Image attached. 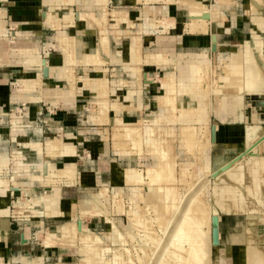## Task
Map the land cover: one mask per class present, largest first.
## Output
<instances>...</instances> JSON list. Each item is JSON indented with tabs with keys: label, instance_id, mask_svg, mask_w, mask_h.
Returning a JSON list of instances; mask_svg holds the SVG:
<instances>
[{
	"label": "bare ground",
	"instance_id": "6f19581e",
	"mask_svg": "<svg viewBox=\"0 0 264 264\" xmlns=\"http://www.w3.org/2000/svg\"><path fill=\"white\" fill-rule=\"evenodd\" d=\"M134 1L147 5L154 2H160L166 6L170 3L177 4L178 7L189 12L188 18L184 22L185 31L205 34L210 30L209 49L159 51L157 48L142 52V35L151 34L153 31L158 34H165L170 29L169 27L175 24L176 20L172 15H170L171 17L168 15L157 17L142 12L134 18L123 9H109L107 6L109 0H42L44 7L41 8L43 12L45 11L44 21L53 28L59 30L68 26L69 23L73 24V22L78 21H84L86 24L89 22L90 25L98 27L96 47L91 51L82 49L79 52L75 49L74 37L59 30L60 34L57 36L58 49L70 59V62L65 66H54V70L51 69L52 67L48 68L49 75L51 76V71H54V77L62 79L67 88L61 91H49L55 96V100L54 104L49 103L48 111H52L53 106L59 102L63 106L66 104L73 106L75 98L85 90L83 87L87 83L94 86V89H87L94 96H108L110 93H116L117 89L127 84L130 88H127L121 96H117L121 98L120 102L119 98L110 102L106 100L97 101V109L90 114L88 113L86 118L97 124L108 122L112 124L111 137L107 136L106 129L100 130L99 134L102 139L110 137L112 149L117 155L130 156L132 153H149L156 157L157 164L146 166L143 169H136L127 165L118 168L117 173L114 172V178L130 185L127 192V207L124 205L125 199L123 197L117 200L118 191H114L110 195L108 187L103 185L99 191L92 195L89 194V197L83 201H76L75 199L70 201V208L66 214L72 218V221L58 224L56 230L52 232L41 227L35 232V236L38 238L42 231L44 236L40 238L42 243L47 246L63 248L76 246L80 250L78 252L79 257L73 259L69 264H75V260H78L80 264H123L124 252L131 253L130 248L133 247H127V241L134 243V251L137 253L135 258L140 264H213L214 259L211 251L214 245L211 242V220L213 215L218 216V214L212 213L209 206L203 202L204 182H200L195 189H193L194 187L192 190L189 188L191 191L189 197L178 192L179 189L177 190L176 184H184L186 175L178 176L176 173V160L172 144L176 131L174 130L175 127L173 129L172 126L168 125L169 123L178 125V142L181 147L186 145L193 147L197 144L200 145L199 149L204 144L206 146L211 144L212 147H215L216 142L211 140V126L214 124L217 130L218 125L216 120L209 122V115L213 113L219 120H225L229 117L232 120L244 119L247 122L241 137L247 149L237 153L233 160L228 158L225 161L222 155L230 149L237 150L236 144H219L221 146L220 151L214 152L212 167L219 168V170L211 174L217 178L222 170L230 177V180L232 179L241 185L244 191L237 193L226 182H220L218 186L211 187V191L215 193L218 197L217 200L227 210L243 212L247 214V219L258 220L261 218L260 221L263 225L261 231L248 230L245 245L243 249L239 250L240 247L235 249L241 253H237L235 258L232 257V263L264 264V217L252 214L264 210V129L261 125L264 122V105L255 106L250 115L248 114L250 109L246 106L250 104V99H246L247 95L264 99V53L261 48L264 43L259 38L260 34L258 35L253 31L254 47H250L246 43L242 51L232 52L227 56L218 54L220 65L216 67L220 66L221 69V72H218L216 67L210 66L212 60L209 50L217 51L216 24H221L222 21H218V18L212 15V11L220 5L229 4L232 0H216V3L210 4L204 3L202 0ZM69 3H74L78 8L87 5L90 9L76 12L69 9V11H64L62 15H59L58 10ZM251 19L255 20L257 28L264 29V18L251 17ZM104 22L116 28L123 25L126 28L135 29L134 34H131L132 36L127 41L128 53H126L125 59L119 56H111L109 35L106 25H102ZM17 34H21L20 31H17ZM212 35L215 36L214 41L211 39ZM115 38L119 37L116 36ZM205 39L207 41V38ZM212 45L215 49L211 48ZM257 51L260 52V60L256 58ZM19 52L24 56L27 63L34 65L33 67L37 72L31 78L16 80L14 83L34 94L27 97L28 100L39 101L43 93L42 71L44 66L47 67L48 65L46 61L45 64L42 63V57L35 50L26 49L19 50ZM103 54L108 55L107 58L111 63L122 62L124 71H127V75L129 73L132 79L129 76L130 81H126L119 77L111 80L112 86H110V80L105 75L106 69L103 67V64L108 61L103 57ZM78 64L91 65L94 69L92 72L97 74L95 76L91 74L77 75L75 67ZM146 64H151L156 68L162 66L165 70L160 83L166 94L159 96L156 93V95L160 100L159 103L167 109V114H165L166 116L156 114L153 119L148 121L151 124L143 129L142 126L136 125L135 122H129L130 119L120 114L125 111L131 113L133 109L137 110L141 105L143 97L140 93L142 89L136 88L134 85L141 78L140 76L146 84L152 82V78L148 77L142 69ZM77 82H82L81 87H78ZM212 82L213 84H211ZM134 102H137V106L132 108ZM110 111L114 113L113 117L108 115ZM11 122L16 124L17 119ZM197 124L200 125L197 126ZM197 128L206 130H203L206 136L204 143L202 142L203 139L200 140V136L197 137ZM25 140L21 144L33 150L37 157L41 155L49 157L73 156L78 152L73 142L69 141L63 146L57 136H50L43 143L27 138ZM11 155V158L7 157L6 150L0 151V194L7 191L15 196L12 202L15 211L10 210L12 216L16 215L25 219L30 216L47 217L65 214L58 207L54 209L47 205L42 207L40 196L27 195L22 200L23 197H20V192H24L17 187L16 177L30 176L31 180L35 179L38 184L45 187V190L60 187L61 183L73 185L79 181L76 164L70 162L54 167L44 163L43 166H38L40 171L38 172L37 170L32 171L30 164L19 159V149L13 150ZM12 159H14L15 170L9 177L7 174L4 176L1 173L4 169L6 172L8 168L10 169L9 162L11 163ZM183 167L185 168V166ZM185 170L187 169L185 168ZM143 185L145 187L144 192L140 190ZM192 185L195 183L193 182ZM140 200H142L143 205H140ZM27 209L30 210L31 215L24 213ZM4 211L5 209L0 210V213ZM113 212L126 214L127 221L125 219V223L119 224L121 230L113 221ZM88 217H101L103 219L111 234V241L114 240L117 243V248L103 244L104 241L100 236L86 229L83 220ZM154 224L163 229L162 236L157 235L158 231L155 233ZM7 225V220L6 223L0 220V236L5 233V230L7 232ZM219 239L218 218L217 245H219ZM108 253L117 259L115 263L111 262V258H107ZM13 262L17 264H44L41 257L30 255L15 256ZM130 264H134L131 258Z\"/></svg>",
	"mask_w": 264,
	"mask_h": 264
},
{
	"label": "rangeland",
	"instance_id": "374dc122",
	"mask_svg": "<svg viewBox=\"0 0 264 264\" xmlns=\"http://www.w3.org/2000/svg\"><path fill=\"white\" fill-rule=\"evenodd\" d=\"M209 3L210 1L207 2V4ZM131 5H135V1L133 3L123 2V4H121L117 0H109L107 6L111 10L123 9L127 11L126 10L127 8L130 12L129 15L135 18V16L138 14L137 12L131 11ZM120 6H123L126 8H120ZM138 6H140L139 13H142L141 11L145 12L146 6L142 7L141 4H139ZM69 9L75 12L79 10V8L76 5L71 6V8L69 7ZM157 9H160V8H156V10ZM159 13L160 15L157 14L158 16L163 15L161 14L162 12L159 11ZM184 13H185V10H183V14H181V12L176 14L175 17H176V20H178L177 22L186 21L187 17L185 16ZM260 13L263 15L264 10H262ZM212 15L218 18L217 15L213 13ZM109 17L111 16L109 15ZM103 24L106 25V29L109 35L111 51L113 52L117 51V54H115V56H119L125 59L124 57L127 55L126 53H128L127 41L134 34L135 29L134 28L132 29V27L126 28L123 25H121V27L119 26L118 28H116L113 25H110L105 22L102 23V25ZM108 26H113V27H110L108 31ZM46 33H47L46 35H48L46 38L48 41L49 37L53 35L54 33L51 30H46ZM169 34H172V33H169ZM157 35L158 33L149 35L148 39L146 40L144 38H146L147 36L142 35V38H143V42H141L142 52H145L146 50H153L156 48L157 43L154 40L155 39L154 37L155 36L157 37ZM116 36L121 38L120 43L117 44L118 48H115L116 45L114 42H112L113 41L112 39L115 38ZM260 36H261V39H264V33H262V35ZM119 38H115V41L117 40L119 41ZM149 40H151L150 41L151 43L149 42ZM242 42H243L242 40L239 41L236 39L233 40V42L231 43L229 42V44H227L226 42V44L224 43L223 47L220 48V51L222 53H226L230 51L231 48H235V49L242 48V47L237 46L239 43H242ZM45 51L48 52L49 55L53 54V56H56L55 53L57 51H55L54 49L52 50L51 47L49 48L48 51L47 49ZM218 53H219L218 51L212 52L211 50H209V54L212 60V63L210 66L212 68H215L217 65H220ZM103 57H105V59L108 61L107 63L104 64L103 67L106 69L105 75L110 80V86H112L111 80L117 79L119 77L124 78L126 81H130L129 80L130 77L132 79V76L129 73L127 75V71L126 72L124 71L121 64L119 65L112 64L110 60L107 58L108 55L106 54H103ZM86 70L88 69L85 67L76 66L77 75L89 74L90 71L86 72ZM216 71L221 72L220 66L216 67ZM140 77L141 78L138 79L136 87L143 89L142 87L148 84H146L142 76ZM58 82L59 83L56 86H59L58 88L60 90H64L66 88L64 81L60 80ZM208 82H210V80H208ZM80 84L78 82V85ZM211 84H213V82ZM83 88L84 89H94V86L92 84L87 83L86 85H84ZM126 89H127V84L124 87H121L120 90L116 92H119V95H122L126 91ZM154 90H155L154 92L151 91L150 93L147 90V88L144 90H141L140 94L143 98L141 100V105L139 106V108H137V110L133 109L131 113H128L125 111L120 115L123 117H127L128 119H130L129 122H135L137 123L136 125L142 126L144 129L146 126L151 124L148 121L153 119V117H155L156 114L158 115L160 114L162 116L167 114V109L164 107V105H161V103H159L160 100H158V97L156 95V93H158L159 96L166 94V92L162 90L161 83L160 85L158 83L156 86H154ZM113 93H110L108 96H101V95L94 96L91 92L83 90V92L75 98V102L73 104L74 107H70L68 109V108H63V107L58 106L53 109L52 114H54L55 112H59V111L61 112V113H58L57 115L60 118L58 120H52V119L47 118L49 117L45 115V112L47 111L46 110L47 104L44 102H39L36 104L37 106H39L38 108H41L39 113L38 112L37 113L27 112L26 116L24 114V110H25L24 108L28 109V107L30 108L31 106H34L35 104L33 103L31 104L26 103L25 105L24 104L22 105L21 103L20 105L18 104L21 108V111L16 112V114L19 116H23V120H26L28 122V125L24 126L23 129H18V130H13L11 128V133H13V135H15L18 131L23 130L22 133L24 132L25 135L27 134L25 138L30 139L31 141H36V142H41V143H43L45 139L49 138L50 136H57L61 145L63 146L67 144L69 141L73 142V144L78 149L77 154L73 156L49 157V156L41 155L37 157L33 150L21 144L23 142L19 143L16 141H11V139H9V137L6 135V125H7L6 118L0 123V138H1L0 151L6 150L7 155L9 154L11 156V152L14 149H19L23 155V157L20 156L19 159L22 162L30 164V168L32 171L37 170L38 172H40L38 166H43L44 163H48L49 165L56 167V166H61L63 164L66 165L70 162H73L74 164H76L78 180H79L78 183H75L73 185L72 184L67 185L65 183H61L60 187H54L52 189L51 195L50 194L45 195V193H43L44 187L41 184H38V182L35 179L31 180L30 176H17L16 177L17 182L20 180L24 181V183L26 182V187L29 186L30 183H33L31 184V187L29 186L31 189L29 191L26 190V192L28 191V193L20 192V197L21 198L23 197L22 200L27 196V194L29 196H37V195L43 194V195H40L42 199L41 201L42 207L45 205L51 206L53 207V209L58 207V209H61L62 211H64L65 214L60 215V216L51 215L47 217L30 216L29 218H25V219H23V217H18L16 215L8 217L10 218V224H9L10 229L8 230L7 233H5V238L0 239V264L2 262L5 264L6 263L17 264L16 262H13V257L23 254V253L30 254L31 256L41 257L42 260L45 262V264L46 263H49V264H69L71 263L73 259H77L79 257L78 252H80V250L76 246H73L71 247L72 249L69 248V250H67L66 248L61 249V247H58V246L44 245L41 239L44 236L42 235L44 233L41 231L40 236L37 238L35 236V232L40 230L41 227H44L52 232L56 230V226L58 224H61L67 221L68 222L72 221V218L68 214H66V212H68L70 208L69 206L70 201L72 199H75L76 201H81V200L83 201L85 198L89 197V194L92 195L93 193H96L97 191H99L103 185L108 187L110 191V195H112L114 191H118L119 196L117 197V200L123 197V199H125L124 205L125 207H127L128 205L127 192H128L130 185L125 184L124 182H122L121 180L117 178H114L113 176L114 172L117 173L118 168L126 167L127 165L132 166L136 169H143L146 166H154L157 164L156 157L149 153H141V154L132 153L130 156L129 155L128 156L117 155L116 153H114L112 149V142L110 139L111 137L110 134H112V124L109 122L103 123V124H97L95 122L89 121L86 118L88 113L90 114L91 112L97 109L96 108L97 101L106 100L110 102L114 100L115 98L116 99L119 98L120 99L119 102H120L121 98L117 97L119 95H116L115 92ZM153 93H154V96H152ZM250 98L251 100L259 99L253 96ZM49 99L47 98V101ZM0 102L2 103V104L0 103V108L2 107L3 111L6 112V102H4L3 100H1ZM134 103H133L132 108H134V106L135 107L137 106V102H134ZM127 104H128V101H127ZM246 106L251 110V112L252 110H254V107H255L254 105L252 106L251 103ZM108 115H110V117H113L114 113L110 111ZM214 120H216V123L218 125L217 120L219 119H217L215 114L212 113L209 115V122L214 121ZM241 120L244 121V119H241ZM241 120L240 119L232 120L231 118L228 117V119L220 120V121L235 122V121H241ZM161 124H164V123H161ZM168 125L172 126L173 129L175 127L174 130L176 131V134H174V138L172 139L174 155H175L174 157L176 160V173L178 176L183 175V174L184 176L186 175L185 178L183 177L184 184L183 183L176 184L177 190L179 189L178 192H181L182 194L184 193L183 195L189 197L190 192H191L189 188H191L192 190V188L194 187L193 189H195L199 185L200 182L205 183V186H204L205 189L202 193L203 202H205V204L209 206L212 213L218 214L219 222H220V230H221L220 245L212 246L213 248L211 247L212 248L211 255L214 259L213 264H233L232 257L235 258V256H237V253H241L240 251H237L235 249L238 247H240L239 250L241 248L243 249V246L245 245V241H246L245 239H247V236H248L247 234L248 230L250 229L255 232L262 230L263 225L261 224L262 221H260L261 218H259L258 220H254L253 218L247 219V214L243 212H233V211L227 210L217 200L218 197L215 195V193L211 191V187L214 188L218 186L220 182L229 183L230 187H232L237 193L244 191L243 190L244 188L241 185H239L236 181L232 179L230 180V177L226 173H223L222 170L219 173L220 174L219 177L217 178L211 175L212 173H214V171L219 170V168H212V167H213V161H214V152L220 151V148L218 149L217 148L218 146L212 147L211 144L210 146L207 145L208 147L204 144V146H201V149H199L200 148L199 144L193 147L189 145L181 147L179 146L180 144L178 142V125H176L175 123H169ZM199 125L200 124H197V126ZM261 125L264 129V122H262ZM245 126H244V129H245ZM104 129H106L105 132L107 136H110L107 139H102V137L99 134V131L104 130ZM203 130L205 129L203 128L196 129L197 135H198L197 137L200 136V140L203 139L202 142L204 143L206 136L204 135ZM175 135H176V138H175ZM216 137H217V130L215 132V139ZM236 147H237V150L234 151L230 149L226 154L222 155L224 156L223 160L227 161L228 158L229 159L232 158L231 160H233V157L237 156V153H239L241 150L246 151L247 149V147L244 145L243 142L238 143ZM11 166L12 165L9 162V167H10V169L8 168L9 171L7 170L6 172V169H4L1 174H3L4 176H6L7 174V176L9 177V175L12 173ZM183 166H185V168L188 171L185 170ZM193 178L194 179L196 178V179L194 180ZM193 182L195 183L196 186L192 185ZM140 190L142 192L145 191L144 185L140 188ZM0 197L2 198V203L4 204L7 203L8 206H11L12 212L15 211V209L13 208L11 204V202H13V200L15 199L14 195H12L11 193H8L6 196H0ZM140 205H143L142 200H140ZM24 213L30 214V215L32 214L30 213L29 209H27V211L25 210ZM151 214H153V212H151ZM252 214H257V215L264 217V210L262 209ZM112 217H113V221L115 222L116 226L119 229L121 228L119 224L125 223V219L127 221L126 214L125 215L121 213L117 214L116 212H113ZM83 224L88 231H91L97 234L98 236H100L102 241H104L103 244H108L112 248H117V243L114 240L111 241V234L107 230V224L103 221L101 217L85 218L83 220ZM157 226L158 225L154 224L153 228L155 229V233H157L158 231L157 235H159L160 237V235L162 236L163 229ZM24 227L26 228L25 232L30 238L28 241L23 240L24 238L22 236V232L24 231L23 230ZM6 238H7V241H6ZM237 239H239V241H236ZM126 246L129 248L131 246L133 247L130 248L132 250L131 253L124 252V255L122 256V261L124 260L125 263L123 262V264H130V258L132 259L134 264H140L136 260L137 258H135V256H137V253L134 251L135 250L134 243H132V241H127ZM107 258H111L112 263L113 262L115 263V261H117V259H114L111 253L107 254ZM238 263H241V262L238 261ZM75 264H80V263L78 260H75Z\"/></svg>",
	"mask_w": 264,
	"mask_h": 264
},
{
	"label": "crops",
	"instance_id": "0c3cea01",
	"mask_svg": "<svg viewBox=\"0 0 264 264\" xmlns=\"http://www.w3.org/2000/svg\"><path fill=\"white\" fill-rule=\"evenodd\" d=\"M119 3L123 4V2H131L133 3L134 0H117ZM207 3L208 0H202V2ZM93 3V2H92ZM210 3H216V0H211ZM209 3V4H210ZM42 0H0V101L3 100L6 102V112L3 111L2 107L0 108V123L6 118V135L11 139V141L16 142H23L25 141V135L24 132L18 131L15 135L11 133V128L13 130L23 129L24 126L28 125V122L26 120H23V116H19L16 114V112L21 111L20 103L25 105L26 103H33L34 106H31L28 109L24 108V114L26 116L27 112H35L39 113L41 108H38L36 104L39 102H44L47 104V112L49 119L52 120H58L60 119L58 115L59 112H55L52 114V111H48L49 103L54 104V98L55 96L51 94L49 91H61L56 86L62 79H59L57 77H54V71H51V76L49 75V68L55 69V67L59 66H65L68 65L70 62V59L66 57L63 53H61V50L58 49V40L57 36L60 34V31H64L68 36H73L74 40L76 42L75 49L79 52L82 49L91 51L93 48L96 47L98 42V27L94 25H90L89 22L86 24L84 21H78L73 22V24H68L66 27H62L61 29L53 28L49 23L44 21V15L42 8L44 7L42 5ZM139 4L145 7V12L149 16H158L160 15L159 11L163 14L161 17L165 15H172V17L176 20V14L180 13L183 14V9L181 7H178L175 3H170L167 6L164 4H161L160 2H154L152 4H143L141 2H136L135 5H131V11L137 12L139 15ZM231 4V5H230ZM75 6L74 3L67 4L64 8H60L58 11L59 15H62L64 11H69L70 6ZM227 5H229L227 7ZM127 6V5H125ZM42 7V8H41ZM120 8H126L123 6H120ZM156 8H160L157 9ZM90 7L87 5L79 6V10H89ZM128 14H130L129 10L126 8ZM264 10V0H232L229 4H223L220 5L217 9H213L212 13L218 16V21L221 20V24H216V33H217V51L218 54H221V56H227L230 55L232 52H239L244 50L245 44L248 43L250 47L255 46V41L252 37L253 31L257 33L258 35H262L264 33V29L261 30L256 27L255 20H252L251 17H262L264 18V14L262 15L260 12ZM143 12V11H141ZM158 12V13H156ZM167 13V14H166ZM261 15H260V14ZM45 14V11H44ZM185 16L189 14V12L185 11ZM136 15V16H138ZM214 16V15H213ZM171 17V16H170ZM188 18V17H187ZM187 20V19H186ZM184 22H177L175 21V24L173 26H170L169 30H167V34H158L157 37L155 36L154 40L157 43V46L155 49L161 50H173V51H199L202 49H209L210 45V30L205 34H194L190 33L188 31L184 30ZM180 24V25H177ZM97 27V28H96ZM113 26H108L109 28ZM121 27V26H120ZM46 30L53 31V35L49 37V40L47 41ZM17 31H20L21 34H17ZM12 32V33H11ZM16 33V35L14 34ZM157 32L153 31L151 34H147V39L149 35L155 34ZM172 33V34H169ZM179 34V35H178ZM11 35V36H10ZM145 36V35H144ZM207 38V41L206 39ZM261 39V36H259ZM242 40V43H239L237 46L242 47L239 49L231 48L230 51L226 53H222L220 51V48L223 47V44L227 42H233V40ZM249 39V40H248ZM46 40V41H45ZM117 47V44L120 43L121 38H119V41H115V38L112 39ZM153 40V41H154ZM261 41L264 43V39H261ZM222 44V45H221ZM236 46V45H235ZM57 51L55 53L56 56H53V54L49 55L47 51L49 48ZM262 52L264 53V45L261 47ZM26 49L35 50L36 53L42 57L46 58L47 63V76H43L42 71V90L43 93L41 95V99L39 101H30L27 99L29 96H33L31 92H28L27 90L23 89L21 85H18L16 80H24L26 78H31L32 76L36 75L37 70L33 67L34 65L29 64L26 62L24 56L19 52V50L23 51ZM115 52V53H114ZM111 51L110 48V54L112 57H118L115 56L117 54V51ZM260 52H256V58L259 59ZM79 55V54H78ZM105 58V57H104ZM260 60V59H259ZM26 62V63H25ZM115 65L121 64L123 68V64L121 63H112ZM55 66V67H54ZM79 67H85L88 70L86 72L90 71L89 74L96 75L97 73L92 72L94 69L90 65L86 64H78ZM104 66V64H103ZM159 67V68H158ZM157 68L153 65L146 64L143 66V70L145 73H147L148 77H152V82L148 84L147 86H143L142 90L146 89L149 91H155L154 86H156L158 83L160 85V79L165 70L162 66H158ZM124 69V68H123ZM125 70V69H124ZM155 70V71H154ZM76 71V67H75ZM162 73V74H161ZM77 74V73H76ZM161 74V75H160ZM180 76V75H179ZM63 81V80H62ZM65 83V82H64ZM78 83V82H77ZM82 82H79V84ZM15 84V85H14ZM66 85V83H65ZM82 84L78 85V87H81ZM56 86V87H54ZM125 86V85H124ZM122 86V87H124ZM137 86V83L134 85ZM121 87V86H119ZM160 87V86H159ZM67 88V85H66ZM127 88H130L127 86ZM137 88V87H136ZM86 91H89L85 89ZM120 90L117 89L116 91ZM90 92V91H89ZM122 93V92H120ZM93 94V93H92ZM116 95L119 94V92L115 93ZM121 96V95H119ZM154 96V93L153 95ZM35 97V96H34ZM47 97L49 100L47 101ZM46 99V100H45ZM50 101V102H49ZM1 103V102H0ZM2 104V103H1ZM19 104V105H18ZM63 107V108H70L74 106L70 105H62V103H58L57 105L53 106V109L55 107ZM129 113V112H128ZM251 111L248 110V114L250 115ZM55 118V119H54ZM17 119L16 124H12V120ZM218 121V127H217V137H216V146L219 149L221 146L219 144H238L242 143V135L244 132V126L247 122L245 121H235V122H224V121ZM250 122V121H249ZM248 122V123H249ZM11 127H10V125ZM22 127V128H21ZM1 141V138H0ZM16 150V149H14ZM104 150V149H103ZM13 152V151H12ZM11 152V154H12ZM6 156H11L6 152ZM20 156L22 155V152L20 151ZM13 160H11V170L14 171L15 167L13 165ZM14 168V169H12ZM99 178V177H98ZM100 179V178H99ZM17 180V179H16ZM101 180V179H100ZM23 183V184H22ZM30 183V187H31ZM29 186L26 187V182L24 181H18L17 187L19 190H23L24 193H28V191L31 189ZM44 187V186H43ZM53 188H50L49 190H45V187L43 188V193L45 195L50 194L52 192ZM26 190H28L26 192ZM8 193H1L0 196H6ZM28 195V194H27ZM43 195V194H40ZM37 195V196H40ZM46 197V196H45ZM12 204V202H11ZM13 206V205H12ZM14 208V207H13ZM4 212L0 213V220L6 223V220L8 222V230L10 229V216L12 214L10 213V210L12 209L11 206H8V204L2 203V198L0 197V210H4ZM25 228V227H24ZM23 228V237L24 241H28L30 238L28 237L27 233L25 232L26 228ZM7 230V232H8ZM219 230H220V222H219ZM5 230V233H7ZM5 233L0 236V239L5 238ZM7 241V238H6ZM219 245L221 243V230H220V239H219ZM72 249L71 247H66L67 250ZM61 249H65L61 247ZM24 256H29L30 254H20ZM19 256V255H17ZM31 256V255H30ZM15 257V256H14ZM36 257V256H33ZM38 257V256H37ZM5 264V263H1ZM8 264V263H6ZM45 264V262H44ZM49 264V263H46Z\"/></svg>",
	"mask_w": 264,
	"mask_h": 264
},
{
	"label": "water",
	"instance_id": "95a60500",
	"mask_svg": "<svg viewBox=\"0 0 264 264\" xmlns=\"http://www.w3.org/2000/svg\"><path fill=\"white\" fill-rule=\"evenodd\" d=\"M208 1H211V0H208ZM44 10V9H43ZM43 15H44V12H43ZM206 15V14H204ZM145 40L147 39L144 38ZM212 41L215 40V36L212 35L211 37ZM212 49H215V47H213V45L211 46ZM45 61H46V58H42V63L45 64ZM47 67L44 66L43 68V76L46 77L47 76ZM246 99L250 101V103L254 106H258V105H264V99H254V100H251V98L247 95L246 96ZM45 115H48V112L46 111L45 112ZM215 131H216V127L214 124H212L211 126V140L214 142L216 139H215ZM218 216L217 215H213L212 216V220H211V223H212V230H211V242L214 246H217L218 244Z\"/></svg>",
	"mask_w": 264,
	"mask_h": 264
}]
</instances>
